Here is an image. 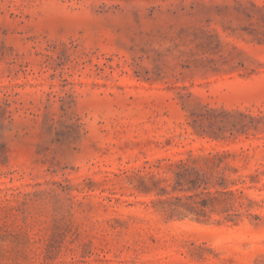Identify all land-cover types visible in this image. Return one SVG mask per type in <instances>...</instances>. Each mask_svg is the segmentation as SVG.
<instances>
[{
    "label": "rangeland",
    "instance_id": "1",
    "mask_svg": "<svg viewBox=\"0 0 264 264\" xmlns=\"http://www.w3.org/2000/svg\"><path fill=\"white\" fill-rule=\"evenodd\" d=\"M0 264H264V0H0Z\"/></svg>",
    "mask_w": 264,
    "mask_h": 264
}]
</instances>
